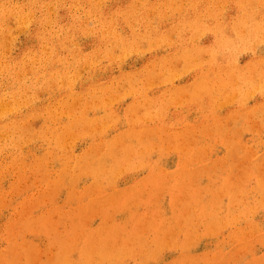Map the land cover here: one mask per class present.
I'll return each mask as SVG.
<instances>
[{
  "label": "rangeland",
  "instance_id": "obj_1",
  "mask_svg": "<svg viewBox=\"0 0 264 264\" xmlns=\"http://www.w3.org/2000/svg\"><path fill=\"white\" fill-rule=\"evenodd\" d=\"M45 1L46 2L44 4L42 3V6H40V4L37 3L40 2V0H0V98H1L0 103H4L3 101H5V104H8V102L6 101L10 99L9 102L10 101L12 102H10L9 104L12 103L13 105V106L11 105L12 106L11 107L8 104V108L10 109L12 108L11 113H8L7 116L3 117V119H0V129H1L0 136L4 137V138H0V143H1L0 146H2L3 149L2 151L0 147L1 149L0 154H2L0 155V264H107V263L108 264H113V263L114 264H264V69H262L264 68L262 67L264 66L263 65L264 64V45H263L264 28L262 31L263 33L257 36L256 39L258 40L255 41V44L249 50L244 51L241 48L238 49L235 47L236 48L234 51L235 54H233L232 56L238 55L239 58L238 56L236 58L232 57L233 58L232 62L230 61L231 59L229 60L231 65L228 64L229 66H227V68L225 67V65L223 64L221 65L224 66L226 69H235L237 68L236 66H238L236 72L235 71H224V73L222 71L220 72V70L217 68V65L219 66L220 62H217V60H215L216 62L215 64H213L214 61L211 62L208 54H206V57L203 55L202 58L203 62L201 60L195 61V63L199 62L201 64V66H199V64L197 63L198 64L197 66L202 68L205 67L204 68L205 70L206 69L211 70L209 71L210 73H212L211 74L212 76L210 75L211 78H215L214 80L217 81L218 79L217 76H218L219 77L218 80H223L222 82H224L223 84L221 83V81H218V83L220 82L222 84V85L220 84L219 86V84L214 81L211 84L212 89L210 91L208 90L210 93H208V91L206 92L204 91L206 90V88L202 90L204 91L203 93L201 92L198 93L196 90H193L192 85L196 79L202 76L200 74L204 73V71H196V72L177 71V70H182L183 68V63L180 60H176V63L171 64L169 66V69H166V71H158L160 70L159 67H155L156 69L155 71L143 72L141 71L142 69L141 60H138V58L134 54L123 56L122 58H124L125 60L123 59L124 62H119L120 65L119 63L116 64L113 63L112 65H110L107 59L103 60L105 58H101L97 56L96 58L93 57L92 58L93 60L90 59V61H92V65H95L93 67V69L95 68L94 71L91 72L89 70L86 71L84 69H81L83 70V73L81 71L79 77L78 73L80 72L79 71H77L78 73L75 72L72 65L73 64L76 65L77 64L76 61H78L79 63L82 60H84L85 58L83 57L84 53L85 56L86 54H88L87 57L93 55L91 52L92 49L91 37L98 38L101 37L99 35H102L101 33H103L101 29L98 31L96 27L97 25L99 27L100 17L96 12L93 11L90 12L84 9L79 4L78 1H75L76 3L74 1L71 3L70 0H62V1L55 0L54 2L53 0H45ZM173 1L174 4H176L177 1H179L180 3L181 2L186 3V0H181V1L173 0ZM218 1L219 0H217L216 4L218 3ZM108 2L110 3L112 2V0H106L105 4L108 5L109 4ZM241 2H243V0ZM257 2L260 1L257 0ZM263 2L264 0H261L260 4ZM52 3L53 5L54 3L56 5L53 6L51 5ZM216 4L213 3L210 4L211 8L213 10L215 9V12L219 8L216 7ZM57 6H60V8H57ZM62 6L65 7L64 10ZM224 6L226 8V5ZM48 7L49 8L52 7L50 8L52 10L50 11ZM225 8L222 9L220 12L224 14L226 11ZM86 11L87 14L84 13ZM84 14H86L88 17ZM81 17L83 18L81 19ZM20 22L21 24H19ZM58 26L61 28H59ZM69 26H71V28ZM82 27H85L86 30L84 28L82 29ZM73 28H75L76 30L74 31ZM64 29L67 30L64 31ZM80 29H82L83 31L84 30L89 31L91 29L90 31L92 32V36L91 33L89 37L83 36L81 32L82 30L80 31ZM50 30L52 33H55L57 30L54 36H57L58 39L61 38L59 39L62 43L61 48H56L55 46H53L54 45L53 41L52 40H51L52 42L50 41L51 38L50 36L51 35L53 36V34L50 32ZM53 30L55 32H53ZM69 30L72 32H69ZM119 30L120 27L118 25L115 31L120 32ZM238 30H239V34L240 32L244 34L242 31L243 29H238ZM17 32L21 34H18ZM61 32L64 33L62 34ZM96 32H98L99 35L98 33L96 34ZM36 34H39L40 38L44 39L42 40V42L44 43L36 42L37 39ZM105 35L106 37L108 36L107 33ZM76 37H80V38H76ZM71 38H73V41L75 42H72ZM172 40H175V38L174 39L172 38ZM88 41L90 42V44ZM196 41L198 42V40L195 39V42ZM203 41H207V38L203 39ZM257 41L259 45L257 44ZM63 42H64V47L66 46L65 48L63 47ZM70 42L75 44V46ZM30 43L31 44L33 43L32 44L33 46H30L31 45ZM69 44L70 45L72 44L71 48L68 47ZM255 45H257L258 47H256L255 51L253 52L252 50H254L253 47ZM73 46L76 48H74ZM81 46L82 48H80ZM234 46H236V44H234ZM42 47L44 50L42 49ZM166 47H165L166 48L165 51L163 52L166 54L167 63H168L174 59V55L172 52L169 51L170 49L167 45ZM62 48L63 50H61ZM77 48H79L80 50H78ZM152 49L153 50L158 49L157 53L159 51V47L156 48L155 45L154 48L152 45ZM30 50L32 53H30ZM49 50L52 52H49ZM64 50L65 52L67 51L68 54L67 52L66 53L63 52ZM236 50L238 51L236 52ZM239 51L241 53H239ZM73 52L75 54H73ZM117 52L120 54L119 51H116V55H119L117 54ZM42 53L43 55L41 57L40 55ZM251 53H253L254 55H251ZM38 54L40 57L38 56ZM79 54L81 57L79 56ZM69 55H72V57L70 56V58H72L71 59L72 61H69L70 60ZM74 55L75 56L77 55V57L79 56L77 60H76L77 57H75ZM155 55L157 54L155 53ZM66 57H68V59ZM145 57H148V55H146ZM218 57H220V55L217 56V58ZM32 58L34 59L33 61ZM38 58L39 61H36L35 59ZM56 58L59 59L58 60L59 62L63 61L64 64H61L60 62V65L57 67V69L61 68L59 71H51L50 67L52 66V63H54V60H56ZM81 58L83 59L81 60ZM98 58L99 60H103V61L97 62L96 59ZM94 59L96 60L97 63L95 62ZM234 59H235V63H234ZM45 60H47L46 61L47 63L44 64L43 62ZM31 61L33 64L32 68L30 66ZM66 61L69 62L67 63L68 66L67 65L65 66ZM207 61L211 63L209 64L208 62L207 64ZM33 62L37 63V65H34ZM22 64H24V67L28 64L26 66L27 68L26 67L25 68L28 69L27 70L28 72L30 71L29 74L28 72L26 74L25 68H23ZM251 65L254 66L251 67ZM5 66L7 67L5 68ZM210 66L211 67L213 66V69L210 68ZM38 67H40L41 69H39ZM111 67H113L114 69ZM166 67L168 68V65H166ZM249 68L251 70H249ZM216 70L218 71V73L216 72ZM17 71L18 72L20 71L19 74L23 73L24 76L21 74L20 75L17 74ZM38 71H40V74ZM67 71L69 76L65 77ZM74 73L75 75H73ZM146 73L149 75H147ZM46 74H48L49 76ZM56 74L59 76H57ZM242 74H244V77L243 79H240L239 77ZM17 75L19 76V78ZM33 75L34 77H36V79L33 77ZM89 75H91V77ZM164 75H166L167 78H165ZM222 75L224 76V78ZM37 76L39 77V79ZM54 76L56 78H54ZM60 76H63L64 78ZM70 76L71 77L73 76L74 78L72 77L71 79ZM12 77L16 78L17 80L16 79L14 80ZM77 77H79V79ZM159 77L160 79H158ZM20 78L21 81H19L18 83V80H20ZM51 78H54L55 80ZM76 78L77 80H75ZM131 78H134L133 80L134 82H136L134 83L133 86H131L132 85L131 83H133V80ZM58 79H61V81H64L67 85L64 82H63L64 84L63 83L59 84L60 80L56 81ZM83 79L86 80L84 81ZM111 79L114 81L113 82L109 81L110 82L109 83L108 80ZM128 79H131V82H128L130 81ZM50 80L52 81L54 80V82L51 81V83L52 84L55 83L54 84L56 85L55 88L51 83H50L51 84L50 87L49 85ZM115 80H117L116 81L117 83H115ZM14 81H16V83ZM28 81L30 84L28 83ZM34 81L37 82L36 85ZM67 81L68 82L70 81L69 86L71 87L74 86L72 87V90L71 88L70 89L68 88L69 86ZM71 81L73 85L71 84ZM167 81L169 82L166 83ZM42 82L43 84L45 82L44 86L43 84H41ZM46 82L48 83V85ZM89 82L90 84H88ZM124 82L125 83L127 82V84L125 85ZM143 82H146L147 85L146 83ZM161 82L163 83V85ZM95 84L96 85L98 84L97 87L99 89L96 87ZM144 84L146 86H144ZM217 84L219 88L218 87L216 88H218L219 90L217 89L215 91L216 89L215 86H217ZM100 85H104V86L102 87ZM110 85L112 86L111 89L109 87ZM124 85L127 87H125ZM79 86H82V88ZM122 86L124 87L122 88ZM222 86L224 88H222ZM47 87H49L48 90L51 94L48 92V90H47L48 93L43 91L44 88L46 90ZM108 87L114 93L112 91L110 92ZM15 88L19 90L17 91ZM33 88H36V91ZM80 88L83 90H81ZM50 89H52V91ZM122 89L123 90L125 89L124 90L125 93L128 90L127 93H129V95L126 93V95L128 96H125V98H124L125 94H123ZM26 90H28V93ZM96 90H98L99 92L98 91H97L98 93L95 92ZM19 91L21 92L20 95L22 96H24L23 95L24 91L26 92L25 95L27 94L26 95L27 97L30 96L29 94L31 95L33 94V96L32 97L30 96L29 98H25L26 97L25 96L24 97V99L26 100L25 102L23 101L24 100L23 97L18 96L17 94L16 96L18 99L15 97V95L9 98L10 94L12 93L14 94L16 92H18L19 94ZM91 91L93 92L90 94ZM176 91L178 92L176 93ZM120 92L123 94V98L120 95L122 98L120 99L121 101L120 100L116 101L119 97L118 98L115 97L117 99L113 100L114 98L113 95H115L116 93L121 94ZM173 92H175L176 94L175 93L172 94ZM215 92H217L220 95H218ZM87 93L91 96H89ZM112 93L113 95L110 97ZM146 93L148 96L145 95ZM178 93L179 96H177ZM235 93L236 96H234ZM95 94H97L96 96L98 97H95L94 96ZM8 95L9 97H7ZM70 95H72L71 97L74 98H71ZM85 95H87L86 98ZM171 95L173 96V98ZM189 95L190 97L195 95V97L193 96L194 99L192 97L190 98ZM4 96H5V100L4 98H2ZM75 96L79 97L77 98L79 99L78 101H76ZM196 96L197 97L200 96V98L197 99ZM212 96L214 97V99L212 98ZM217 96L218 97L220 96L221 98L219 97V99H217L218 98ZM14 97L18 100V104H20V106L24 105L23 106L24 109H22V107H18L17 100H15L16 102L14 101L17 104L16 106V104L13 102V100L15 99ZM38 98L40 99L39 101ZM69 98L72 99V102L70 101L68 104L67 101L70 100ZM92 98L93 99L96 98L98 101L96 99L94 101ZM136 98L137 100L140 98L138 100L139 103L136 102L137 101ZM27 99L30 100L29 101L30 103L27 101ZM157 99L161 101L159 102V100ZM87 100L88 103L90 102L91 105L92 104L94 105H92L91 107L89 106L90 104L89 105L88 103L86 104ZM91 100L93 103L91 102ZM146 100H148V102H146ZM105 101L107 103H105ZM140 101L141 102L143 101L142 103L146 102V104L151 102V104L146 105L144 103L142 104L143 105L142 106ZM156 101L158 102L155 104ZM197 101L199 102V106ZM22 102L26 103V105L29 103V105L26 106L25 104H22ZM59 102H65L66 105H68L67 108L62 112L59 111L60 108H57V107H61L60 104H58ZM94 102L101 103L100 104L101 106L99 105V103L97 105ZM133 102L134 103L136 102L137 105H135ZM48 103H50L48 109H42V107L43 108L47 107ZM152 103L154 104V106L155 105L157 106L154 107ZM73 105H75L76 106L75 108L78 109V112L80 114H76V115L80 116V118L82 115L81 111L82 113L83 112L85 113L86 110L87 112L88 110H90L89 112L93 114L91 115L89 112L88 114L83 113L84 114L83 117L85 116L86 118L85 119L86 124L83 123L85 122L83 121L84 120L83 117H82L83 120H81L82 118L81 119L79 118V121L81 120V122L83 123V127H82V123L78 121L79 125L76 124L75 127L78 125L80 126L79 127L80 129H78L77 126V128L75 129L76 131L73 130L74 125L71 123L74 122L72 118L76 119L77 117L76 115L71 116L67 110V109H72ZM95 105L97 106V108ZM105 105L109 106L110 108L108 107L106 108ZM126 105L128 108H126ZM130 105L132 107L134 105L136 110L134 107L132 108ZM139 105L141 106L139 107ZM148 105L149 106L152 105L147 108L150 109L153 108V110L144 111V109H146V106ZM161 105L164 108L167 107L164 110V112L162 110L163 107ZM86 106L88 109L85 108ZM93 106H95V109L93 108ZM129 106L132 108V110L131 108H129ZM159 106H161V108H159ZM213 106L214 108L212 110ZM83 107L86 109L85 111H83L84 110ZM90 107L93 109H91ZM138 107L140 108L139 110H141V108L143 107L145 108L142 109V111L140 112L138 110ZM14 108L17 109L16 111L17 113L14 112L15 111L13 110ZM35 108L37 109L36 111L32 110ZM124 109H128V110H124ZM258 109H260V111H258ZM93 111L97 113H94ZM135 111H138L137 112L138 114ZM153 111H156L157 113ZM158 111L160 113H158ZM139 113L142 115H140ZM146 113H149V115L148 114L144 115ZM163 113L164 114L166 113L167 115L166 114L164 115ZM30 114L31 116L33 114V116L35 117H31ZM61 114H63L64 117ZM154 114H156V116ZM41 115H43V118H41L42 117ZM55 115L58 116L55 117ZM113 115L115 117L117 116L116 120H114L115 117ZM125 115L127 117H125ZM235 115L237 116L235 117ZM46 116H49L50 119ZM24 117L29 119L26 120ZM112 117H114V119H112ZM45 118H47L46 120L48 122H46ZM111 119L116 121V124L114 122H111ZM231 119L234 122H230ZM27 121H28V125H27ZM93 122L94 125L92 124ZM104 122L105 125L103 124ZM6 123L10 124L9 126L11 127L8 128ZM14 123L16 125H14ZM23 123L26 124V126L24 125L26 128L28 126V128L30 129L29 131L28 129L24 130V128L23 131L22 129H20L22 128L21 126L23 125ZM46 123L47 125L43 129V125H45ZM109 123L111 124L113 123V124L111 125ZM2 124H4V126ZM67 124H69L67 126L69 127L68 128L69 130L68 129L65 130V128H63ZM89 124L92 125L93 127L90 126ZM61 125H63V127ZM84 125L86 128L84 127ZM238 125L240 128L238 127ZM52 126L54 128H52ZM60 126L62 128H60ZM94 126H96V129ZM81 127L83 128L82 129L83 134H85V131H87V128H89V130L86 132L88 134L83 135L82 133H80L82 135L78 137L76 136V132L78 130L81 131ZM98 127H100L99 130L102 129L101 133H103L104 137L101 136V133L99 135L98 132L100 131L97 129ZM90 128H94V130L90 131ZM4 129H6V131L9 129L10 131L8 130L7 132H11L10 133L11 135L7 134V132L6 133L2 132L4 131ZM42 129L43 131L47 130V132L48 130L52 129V132L50 130L49 131L50 133L47 132L42 133L43 132ZM58 129H60L61 133L63 130L65 131V132L63 131L62 133V134L65 133L64 137L63 136L61 137L62 134L59 133ZM218 129L221 130L219 131ZM70 130L71 132L74 133V134L71 133V135L73 134L76 136L75 138L71 136L73 141L72 140L68 141V138L70 136L69 137L67 136L70 135L69 133ZM55 131L57 134L59 135L61 134L60 137L63 139V141L59 138V135L56 134L57 136L55 135L53 136L54 134L53 132ZM159 131H161L162 133L161 132L159 133ZM14 132L15 133L17 132L16 135L14 134ZM22 132H24V134H22ZM93 132L95 134H93ZM189 133L191 135H189ZM78 134L79 132L77 133V135ZM168 134L170 135L168 136ZM197 134H199L201 137L198 136ZM40 136L44 140L42 138H38ZM52 136L55 139H53ZM65 136L67 137L65 139L67 144H65L64 146ZM82 136L84 138H81ZM149 136L151 140L149 139ZM27 137L29 140L27 139ZM77 137L79 139H76ZM20 138L25 141V142L22 141L24 142V144L21 145L22 150L21 147H18L22 143L19 140ZM46 138L49 139L48 142L45 141L47 140ZM227 138L229 139V141ZM13 139L16 140L14 141ZM32 139L34 141H32ZM39 140H42L43 142ZM71 141L74 143H71ZM100 141H103V143L101 142L102 145L99 144ZM70 143L72 145H70ZM105 143L107 144L111 143V144L107 145ZM194 143H196V145ZM13 144L18 146L16 147ZM103 144L106 145V148L111 149L112 147L111 150L108 149V152L106 151L107 154H105V152H101V154L102 153L105 154V156L102 154L104 157L99 154V152L102 149H103L102 151H104V149L106 150ZM57 145L59 148L58 147L56 148ZM117 146L123 147L124 149L121 148L120 150ZM185 146H188V148ZM114 147L115 150L117 151L120 150L121 152H116L114 150ZM96 148L98 150L95 152ZM91 151L95 152L94 155L91 153ZM110 151L112 152L111 154ZM113 151L115 153H113ZM87 152L89 154L91 153L92 156L94 157H90L91 155H89ZM117 153L120 155V157ZM68 154L72 155L71 158L69 157ZM82 154L84 156L86 154V156L83 157L81 156ZM87 154L89 155L92 161H90V158L87 157L88 156ZM66 155L68 156L66 157ZM95 155L101 156L104 161L102 160V162L100 163V159L102 158L101 157H99L100 159L95 158L96 157ZM110 155H112V157ZM130 155H133L131 156L132 158L130 157ZM81 157L82 159H84L82 161H85V159L87 160L86 163L81 161ZM66 158L72 159L71 161L75 159L77 160L79 158V162H77L78 160L77 161L75 160L76 162L74 161L75 164L72 162L74 164L73 166H75L76 163L79 166L73 167L72 164H70L71 161H69L68 163L72 167H68L67 164L68 159ZM95 159L97 160V162H94ZM64 160L67 161L65 162ZM87 162L90 163L87 164ZM82 163H85L83 165H84V169H86L87 171L89 170L87 168L91 167L93 169L94 172L93 174L95 176H93L92 172L90 173L89 171L87 175H89L90 173L89 175L90 177L88 176L87 178L85 177L86 178L85 180L83 176L82 179L81 175H83L86 172V170L82 172L83 171V166H81ZM95 163H97L96 169H98L99 171V172L96 171L98 172L97 173L98 176L97 174H95L96 172L94 171ZM90 164L93 165L90 166ZM85 165L86 166L89 165V166L86 167ZM92 166H94V168ZM105 166H106L107 175H105L106 173L103 174V169H105ZM65 167H67L70 171L67 170ZM80 167L81 169H79ZM70 168H72L73 170H71ZM91 168L90 170L92 171ZM76 171H77V176H76ZM78 171L81 172L78 173ZM65 172L71 173L72 178H69L70 174L69 175L67 174L69 177L68 176L66 177V175H64V177L61 176ZM99 173H102L103 175L101 176ZM78 175L81 176L79 182L77 181V179H75V176L77 178ZM96 176L99 179L100 177H102V180L98 181L99 180L98 179L97 182H95L96 181L95 178L97 179ZM61 177H63L64 179L63 178L61 179ZM67 182H69V184ZM98 182H102V184L100 183V185H102L103 187L102 188L103 192L100 186L99 187L101 190L98 189V187L96 188V186L95 187L93 186L92 188L89 187L92 186V183L94 185H99ZM164 183L167 184L166 187L164 186L165 185ZM84 188H86L85 192H87V194L88 192L91 193L93 188H96L98 192L94 190L95 194H92L93 196L92 195L90 196L89 193L88 201H86L87 194L83 193ZM88 188H90L89 191ZM237 188L239 189L235 190ZM97 193L100 194L98 195ZM68 195L69 196L71 195V197L67 198ZM90 197L92 199L91 202H89ZM109 197L111 200H114L115 203L116 202L117 203L112 204L113 201L112 202L111 200L109 201L108 200ZM70 198L71 200H68ZM69 201L71 202L73 201L74 204ZM235 202H237L238 206L236 205ZM93 204L95 205L93 206ZM122 204H123V210L118 211L120 207H122ZM255 207L256 208L258 207V209L256 210ZM56 208L57 211L59 210L58 213L61 210H63V212L65 211L64 214L61 211L63 218H61L60 216L61 213H59L60 217L58 216V214L56 213L57 211L55 210ZM253 210L254 212H252ZM227 212L230 213L229 216L226 215ZM65 213L67 216L65 215ZM231 214L232 216L234 214V216L232 217ZM236 214H238L239 216H237ZM235 215L237 217H235ZM28 219L30 220L27 221ZM34 219L36 220L38 219V221L43 220L42 222L39 221L41 226L43 225L42 227L34 225V227L35 226L39 227L38 228L39 231L38 229L37 230L34 229L36 230L34 231L33 230L34 227H32L31 230L29 229L31 228V226H33V224L38 222V221L34 222L36 221ZM25 221L29 222V224L26 223ZM223 222L225 225L223 224ZM30 223L33 224L30 225ZM44 224H46L45 228H44ZM48 228L49 229L51 228V230H49ZM216 231L217 233H215ZM150 233L152 234V237L150 236L151 235ZM172 235L174 236V238L171 237ZM129 237L131 240L129 242H131L132 244H129L128 242ZM87 240L89 242L90 240L92 241L89 244ZM126 242L128 245L126 244ZM88 244L92 246H88ZM115 244L116 247H114ZM131 245L133 246V248H131L132 247ZM128 246L130 247V249ZM123 247L126 249V251L128 249L129 252L127 251L126 253ZM137 247L138 249H136ZM109 250H112L113 252L111 251L112 252L111 253ZM118 250L121 253L124 252V255L121 254L122 256L120 257L121 258L120 261L118 258L120 252ZM118 252L119 254H117V259H118L117 260L116 258H114L116 255L113 256V254H116ZM216 256L217 258H215Z\"/></svg>",
  "mask_w": 264,
  "mask_h": 264
},
{
  "label": "bare ground",
  "instance_id": "obj_2",
  "mask_svg": "<svg viewBox=\"0 0 264 264\" xmlns=\"http://www.w3.org/2000/svg\"><path fill=\"white\" fill-rule=\"evenodd\" d=\"M55 0H53V2H54ZM60 1H62V0H60ZM75 2V1H78L79 2V4L84 8V9H86V10H88V11H93V12H96L98 15H99V17H100V19H99V27H98V25L96 26L97 27V30L99 31L100 29L103 31V33H101L102 35H99V33L98 32H96V34L98 33V35L99 36H101V37H91V47H92V49H91V52H92V54L93 55H91V56H89V57H87L88 56V54H86V56H85V53H84V55H83V57H85L84 58V60H82L83 58H81V62H79L78 63V61H76L77 62V64L76 65H72V67L74 68V70H75V72H77V71H79L80 73H78V76L80 77V75L79 74H81V71H82V73H83V70H81V69H84V70H86V71H94V69H93V67L95 66V65H92V61H90V59H92L93 57H101V58H105V59H103V60H108L109 61V64L110 65H112L113 63H119V62H124L123 61V59L124 58H122L123 56H128L129 54H134L137 58H138V60H141V64H142V69H141V71H143V72H145V71H155L156 69H155V67H159V69L160 70H158V71H166V69H169V66L171 65V64H175L176 63V60H180V61H182V63H183V68H182V70H177V71H204V73H202V74H200V75H202L201 77H199L198 79H196L194 82H193V90H196L198 93L199 92H201V93H203L204 91L206 92V91H210L212 88H211V84L215 81V82H217L218 83V81H221V83H223L224 84V82H222L223 80H218L219 79V77L217 76V81L216 80H214L215 78H211V74L212 73H210L209 71H211V70H209V69H204V68H202V67H199V66H201V64L199 63V62H196L195 63V61H202V58H203V55L206 57V54H208V56H209V59L211 60V62H213L214 61V63L213 64H215V60H217V62H220L219 64V66L217 65V68L220 70V72L222 71L223 73H224V71H237L236 69L238 68V66H236L237 68H235V69H226L227 68V66H229V65H231V63H230V61L232 62V57H237V56H232L233 54H235L234 53V51H235V49L236 48H238V49H242V50H244V51H247V50H249L254 44H255V41L256 40H258V39H256L257 38V36L259 35V34H261V33H263L262 31H263V28H264V2L263 3H261L260 4V2H261V0H259L260 2H257V0H243V2H241L240 0H219L218 1V3L216 4V2H217V0H186V3H183V2H181L182 4H184V5H182L179 1H177V3L176 4H174V1L173 0H112V2H108L109 4L108 5H106L105 3H106V0H70V2L72 3V2ZM181 1V0H180ZM46 1L44 0H40V2H37V3H39L40 4V6H42V3L44 4ZM67 2V1H66ZM220 2H221V4H220ZM51 3V2H50ZM76 3V2H75ZM74 3V4H75ZM216 4V7L218 8L217 9V13L215 12V9L213 10L212 8H211V5L210 4ZM48 4V3H47ZM50 5V4H49ZM51 5H53V3L51 4ZM50 5V6H51ZM54 5H56L55 3H54ZM53 5V6H54ZM60 5V4H59ZM220 5V6H219ZM224 5H226V8H225V6ZM52 6V7H53ZM65 6V5H64ZM52 7H50V8H52ZM63 7V6H62ZM73 7V6H72ZM80 7V6H79ZM35 8V7H34ZM44 8V7H43ZM49 8V7H48ZM49 8V9H50ZM57 8H60V6H57ZM64 8L65 7H63V10H64ZM67 8V7H66ZM215 8V7H214ZM226 9V11H225V13L223 14V13H221L220 11L222 10V9ZM46 9V8H45ZM56 9V8H55ZM52 9H50V11H51ZM68 10V9H67ZM49 11V10H48ZM60 11V10H59ZM76 11H78V10H76ZM75 11V12H76ZM79 13V12H78ZM84 13H86L87 14V11L86 12H84ZM49 14V13H48ZM55 14V13H54ZM63 14V13H62ZM86 14H84V15H86ZM73 15V14H72ZM53 16V15H52ZM63 16V15H62ZM83 16V15H82ZM87 16V15H86ZM38 17V16H37ZM54 17V16H53ZM88 17V16H87ZM31 18V17H30ZM83 17H81V19H82ZM22 19V18H21ZM26 19V18H25ZM52 19V18H51ZM70 19V18H69ZM81 19H80V21H81ZM85 20V19H84ZM102 20V21H101ZM51 21V20H50ZM58 21V20H57ZM69 21V20H68ZM71 21V20H70ZM73 21H75V20H73ZM78 21V20H77ZM27 22V21H26ZM33 22V21H32ZM54 22V21H53ZM16 23V22H15ZM62 23H63V20H62ZM61 23V24H62ZM74 23V22H73ZM79 23V22H78ZM19 24H21V22L19 23ZM39 24H41V23H39ZM47 25H48V23H47ZM46 25V26H47ZM65 25H67V24H65ZM78 25V24H77ZM82 25V24H81ZM89 25V24H88ZM119 25V27H120V32H117V31H115L116 30V27ZM240 25V26H239ZM23 26H24V23H23ZM38 26H40V25H38ZM44 26V25H43ZM63 26V25H62ZM153 26V27H152ZM238 26H239V28H238ZM59 27V26H58ZM70 28H71V26H69ZM76 27V26H75ZM80 27V26H79ZM22 28V27H21ZM40 28V27H39ZM59 28H61V27H59ZM85 29L86 30V28L85 27H82V29ZM10 29V28H9ZM25 29V28H24ZM44 29V28H43ZM47 29V28H46ZM57 29V28H56ZM74 29V31L76 30L75 28H73ZM82 29H80V31L82 30ZM238 29H243L242 31H243V33L244 34H242V32H240V34H239V30ZM55 30V29H54ZM53 30V32H55ZM63 30V29H62ZM65 30H67V29H64V31ZM81 31L82 32V34H83V36H85V37H89L90 36V33H91V36H92V32L89 30H87V31ZM96 30V31H97ZM37 31V30H36ZM46 31V30H45ZM22 32V31H21ZM35 32V31H34ZM38 32H39V29H38ZM50 32H51V30H50ZM50 32H48V33H50ZM56 32H57V30H56ZM55 32V33H56ZM69 32H72V31H70L69 30ZM68 32V33H69ZM105 32V33H104ZM18 33V32H17ZM52 33V32H51ZM55 33H52L53 34V36L51 35L50 37V41L52 40L53 41V46H55L56 48H61V46H62V43H61V41L59 40V39H61V38H59L58 39V37L57 36H54V34ZM62 33V32H61ZM64 33V32H63ZM62 33V34H63ZM67 33V32H66ZM108 34V36L106 37V35L105 34ZM18 34H21V33H18ZM35 34V33H34ZM60 34V33H59ZM72 34V33H71ZM94 34V33H93ZM45 35V34H44ZM78 35V34H77ZM111 35V36H110ZM32 36V35H31ZM67 36V35H66ZM82 36V37H83ZM261 36H263V35H261ZM43 37V36H42ZM46 37V36H45ZM44 37V38H45ZM61 37V36H60ZM72 37V36H71ZM81 37V36H80ZM80 37H76V38H80ZM84 37V38H85ZM36 42H42V40H44V39H41L40 38V36H39V34H36ZM49 38V37H48ZM75 38V39H76ZM172 38L174 39L175 38V40H172ZM207 38V41H203V39H206ZM259 38V37H258ZM261 38H263V37H261ZM195 39L196 40H198V42L196 41L195 42ZM5 40V39H4ZM34 40V39H33ZM71 40H72V42H75V41H73V38H71ZM71 40H69V41H71ZM84 40V39H83ZM263 40V39H262ZM6 41V40H5ZM12 41V40H11ZM27 41V40H26ZM30 41V40H29ZM48 41V40H47ZM46 41V42H47ZM49 41V42H50ZM51 41V42H52ZM67 41V40H66ZM90 41V40H89ZM88 41V42H89ZM169 41V42H168ZM203 41V42H202ZM65 42V41H64ZM64 42H63V47H64ZM72 42H70V43H72ZM10 43V42H9ZM42 43H44V42H42ZM85 43V42H84ZM263 43V42H262ZM31 44V43H30ZM33 44V43H32ZM30 45V46H33V45ZM41 44V43H40ZM52 44V43H51ZM68 44V43H67ZM73 44V43H72ZM72 44L70 45L69 44V46L68 47H70L71 48V46H72ZM89 44H90V42H89ZM234 44H236V46H234ZM257 44H258V41H257ZM261 44V43H260ZM49 45V44H48ZM66 45V44H65ZM74 46H75V44H73ZM152 45H153V48H154V45L156 46V48H158L159 47V51H158V53H157V50L158 49H155V50H153L152 49ZM166 45L169 47V51L170 52H172L173 53V55H174V59L172 60V61H170V62H168L167 63V57H166V54L163 52V51H165V49L167 48L166 47ZM233 45V46H232ZM259 45V44H258ZM264 45V44H263ZM40 46V45H39ZM47 46V45H46ZM73 46V47H74ZM78 46V45H77ZM50 47V46H49ZM66 47V46H65ZM64 47V48H65ZM67 47V48H68ZM73 47H72V49H73ZM166 47V48H165ZM236 47V48H235ZM256 47H258L257 45H255L253 48H254V50H252L253 52L255 51V48ZM27 48V47H26ZM40 48V47H39ZM74 48H76V47H74ZM80 48H82V46L80 47ZM29 49V48H28ZM34 49V48H33ZM42 49H43V47H42ZM54 49V48H53ZM78 50H80L79 48H77ZM87 49V48H86ZM85 49V50H86ZM32 50V49H31ZM31 50H30V53H32L31 52ZM44 50V49H43ZM61 50H63V48L61 49ZM75 50V49H74ZM4 51V50H3ZM7 51V50H6ZM47 51H48V48H47ZM57 51V50H56ZM116 51H119L120 52V54L117 52V54H119V55H116ZM238 50H236V52H237ZM49 52H52V51H50L49 50ZM49 52H48V54H49ZM63 52H65V50L63 51ZM67 52V51H66ZM65 52V53H66ZM71 52H72V50H71ZM70 52V53H71ZM74 52H76V51H74ZM73 52V54H75ZM80 52V51H79ZM82 52H84V51H82ZM250 52V51H249ZM27 53V52H26ZM39 53H40V51H39ZM45 53V52H44ZM57 53V52H56ZM69 53V54H70ZM155 53L157 54V55H155ZM239 53H241L240 51H239ZM243 53V52H242ZM245 53V52H244ZM9 54V53H8ZM28 54V53H27ZM46 54V53H45ZM53 54V53H52ZM64 54V53H63ZM67 54H68V52H67ZM78 54V53H77ZM2 55V54H1ZM42 55H43V53L40 55L41 57H42ZM55 55V54H54ZM90 55V54H89ZM146 55H148V57H145ZM154 55H155V57H154ZM170 55V54H169ZM220 55V57H218L217 58V56H219ZM240 55V54H239ZM247 55V54H246ZM251 55H254L253 53H251ZM250 55V56H251ZM32 56H33V54H32ZM38 56H39V54H38ZM39 56V57H40ZM57 56V55H56ZM55 56V57H56ZM63 56V55H62ZM70 56L72 57V55H69V61H72L71 59L72 58H70ZM75 56V55H74ZM79 56H80V54H79ZM78 56V57H79ZM132 56V55H131ZM241 56V55H240ZM49 57H50V55H49ZM54 57V56H53ZM75 57H77V55L75 56ZM78 57L76 58V60L78 59ZM81 57V56H80ZM31 58V57H30ZM34 58H36V57H34ZM48 58V57H47ZM60 58H62V57H60ZM67 59H68V57H66ZM126 58V57H125ZM238 58H239V56H238ZM249 58V57H248ZM261 58V57H260ZM44 59H45V56H44ZM127 59V58H126ZM231 59V60H230ZM26 60V59H25ZM34 59L32 58V61H33ZM36 61H39V58L38 59H35ZM48 60V59H47ZM47 60H45L43 63L45 64V63H47L46 61ZM51 60V59H50ZM59 59H57L56 58V60H54V63H52V66L50 67L51 68V71H59L60 69H57V67L60 65V62H61V64H64V62L63 61H58ZM61 60V59H60ZM66 60V59H65ZM93 60V59H92ZM95 60V59H94ZM97 60V62L98 61H103V60H99V58L98 59H96ZM96 60H95V62H96ZM125 60V59H124ZM206 60V59H205ZM208 60V59H207ZM230 60V61H229ZM32 61H31V63H30V66H31V68L33 67V64H32ZM40 61H42V60H40ZM52 61V60H51ZM108 61H106V62H108ZM240 61V60H239ZM247 61V60H246ZM256 61V60H255ZM27 62V61H26ZM96 62V63H97ZM112 62V63H111ZM203 62V61H202ZM208 62L209 61H207V64H208ZM211 62H209V64L211 63ZM260 62V61H259ZM29 63V62H28ZM34 63V62H33ZM67 63H69V62H67L66 61V64H65V66L67 65L68 66V64ZM195 63V64H194ZM199 64V66H197L198 64ZM234 63H235V59H234ZM233 63V64H234ZM247 63V62H246ZM252 63V62H251ZM250 63V64H251ZM14 64V63H13ZM103 64V63H102ZM106 64V63H105ZM104 64V65H105ZM218 64V63H217ZM225 65V67L224 66H221V65ZM229 64V65H228ZM248 64V63H247ZM246 64V65H247ZM259 64V63H258ZM23 65V68H25L24 67V64H22ZM34 65H37V63H34ZM119 65H120V63H119ZM122 65V64H121ZM166 65H168V68L166 67ZM203 65V64H202ZM205 65V64H204ZM264 65V64H263ZM45 66V65H44ZM98 66V65H97ZM114 66V65H113ZM138 66V65H137ZM178 66V65H177ZM254 66V65H253ZM252 65H251V67H253ZM7 66H5V68H6ZM43 67V66H42ZM47 67V66H46ZM46 67H45V69H46ZM61 67V66H60ZM64 67V66H63ZM107 67V66H106ZM179 67V66H178ZM233 67V66H232ZM250 67V68H251ZM262 67H264V66H262ZM22 68V67H21ZM27 68V67H26ZM25 68V71H26V74H27V70L28 69H26ZM30 68V67H29ZM39 69H41L40 67H38ZM49 68V69H50ZM70 68V67H69ZM111 68H113V67H111ZM210 68H212L213 69V66L211 67L210 66ZM249 68V70H251ZM20 69V68H19ZM38 69V70H39ZM68 69V68H67ZM109 69V68H108ZM114 69V68H113ZM214 69H216V68H214ZM217 69V70H218ZM244 69V68H243ZM262 69H264V68H262ZM4 70V69H3ZM37 70V69H36ZM71 70V69H70ZM112 70V69H111ZM118 70V69H117ZM130 70H132V69H130ZM216 70V72L218 73V71ZM248 70V69H247ZM246 70V71H247ZM21 71V70H20ZM19 71V72H20ZM33 71V70H32ZM42 71V70H41ZM45 71V70H44ZM85 71V72H86ZM97 71H99V70H97ZM107 71V70H106ZM121 71V70H120ZM169 71H172V70H169ZM174 71V70H173ZM206 71V72H205ZM240 71V70H239ZM245 71V70H244ZM253 71V70H252ZM255 71V70H254ZM11 72V71H10ZM19 72L17 71V74H19ZM24 72V71H23ZM30 72V71H29ZM29 72H28V74H29ZM39 72V74H40V71H38ZM84 72V73H85ZM194 72V73H195ZM215 72V73H216ZM263 72V71H262ZM51 73V72H50ZM63 73H65V72H63ZM87 73V72H86ZM89 73V72H88ZM131 73H132V71H131ZM137 73V72H136ZM135 73V74H136ZM222 73V74H223ZM244 73V72H243ZM15 74V73H14ZM21 75H23V73H20ZM19 74V75H20ZM33 74V73H32ZM57 74H59V73H57ZM56 74V75H57ZM61 74V73H60ZM90 74V73H89ZM104 74V73H103ZM147 74V73H146ZM196 74H199V73H196ZM46 75H48V74H46ZM53 75H54V73H53ZM52 75V76H53ZM73 75H75V73L73 74ZM97 75V74H96ZM115 75V74H114ZM147 75H149V74H147ZM146 75V76H147ZM175 75V74H174ZM195 75V74H194ZM211 75V76H210ZM218 75V74H217ZM18 76V75H17ZM24 76V75H23ZM36 76V75H35ZM40 76V75H39ZM45 76V75H44ZM49 76V75H48ZM57 76H59V75H57ZM64 76V75H63ZM63 76H60V77H63ZM67 76H69L68 75V71H67V74H66V76L65 77H67ZM90 77H91V75H89ZM120 76V75H119ZM128 76V75H127ZM165 76V78H167V76H168V74H167V76L166 75H164ZM220 76V75H219ZM223 76V75H222ZM224 76H225V74H224ZM224 76H223V78H224ZM10 77V76H9ZM14 77H15V75H14ZM22 77V76H21ZM33 77H34V75H33ZM38 77V76H37ZM73 77V76H72ZM72 77L70 76V78L72 79ZM79 77H77L78 79H79ZM81 77H82V75H81ZM86 77V76H85ZM104 77V76H103ZM123 77V76H122ZM175 77V76H174ZM210 77V78H209ZM243 77H244V74H242L239 78L240 79H243ZM253 77V76H252ZM13 78V77H12ZM18 78H19V76H18ZM35 79H36V77H34ZM43 78V77H42ZM41 78V79H42ZM54 78H56L55 76H54ZM54 78H51V79H54ZM57 78H59V77H57ZM64 78V77H63ZM62 78V79H63ZM70 78H69V80H70ZM74 78V77H73ZM77 78L75 79V80H77ZM93 78H95V77H93ZM100 78V77H99ZM113 78V77H112ZM121 78V77H120ZM126 78V77H125ZM194 78V77H193ZM221 78V77H220ZM14 80L16 79V78H13ZM28 79H29V77H28ZM38 79H39V77H38ZM50 79V78H49ZM48 79V80H49ZM66 79V78H65ZM64 79V80H65ZM88 79V78H87ZM97 79V78H96ZM104 79V78H103ZM132 80L134 79V78H131ZM131 79H128V80H130V81H128V82H131ZM158 79H160V77L158 78ZM189 79V78H188ZM191 79H192V77H191ZM195 79V78H194ZM17 80V79H16ZM55 80V79H54ZM54 80L52 81V80H50L49 81V85H50V87H51V81L52 82H54ZM60 80V82H59V84L60 83H63L64 81H61V79H58V80H56V81H59ZM67 80V79H66ZM84 80V79H83ZM86 80V79H85ZM84 80V81H85ZM105 80V79H104ZM126 80V79H125ZM136 80V79H135ZM19 81H21V78H20V80H18V83H19ZM25 81V80H24ZM23 81V82H24ZM73 81V80H72ZM72 81H71V84L73 85V83H72ZM95 81V80H94ZM101 81V80H100ZM109 81H114V80H108V82ZM117 80H115V83H117L116 82ZM120 81V80H119ZM123 81H124V79H123ZM165 81V80H164ZM244 81H245V79H244ZM15 83H16V81H14ZM27 82V81H26ZM35 82V81H34ZM48 82V81H47ZM46 82V83H47ZM70 82V81H69ZM69 82L67 81V83H68V86L70 85L69 84ZM112 82H111V84H112ZM169 81H167L166 83H168ZM172 82V81H171ZM191 82V81H190ZM207 82V83H206ZM260 82V81H259ZM28 83H29V81H28ZM36 83L37 82H35V85H36ZM51 83V84H50ZM65 83V82H64ZM63 83V84H64ZM103 83H106V82H103ZM110 83V82H109ZM125 83V82H124ZM123 83V84H124ZM134 83H136V82H134V80H133V83H131L130 85L131 86H133L134 85ZM143 83H146V82H143ZM142 83V84H143ZM162 83V82H161ZM220 82L218 83L219 84V86H220V84H221ZM30 84V83H29ZM41 84H43V82L41 83ZM44 84H45V82H44ZM44 84H43V86H44ZM55 84V83H54ZM54 84H52L53 86H54V88L56 87V85H54ZM66 84V83H65ZM75 84V83H74ZM85 84V83H84ZM88 84H90V82L88 83ZM127 84V82L125 83V85ZM157 84V83H156ZM159 84V83H158ZM188 84V83H187ZM215 84V83H214ZM218 84H217V86H215V88L216 87H218L219 88V86H218ZM16 85V84H15ZM24 85V84H23ZM47 85H48V83H47ZM67 85V84H66ZM80 85V84H79ZM96 85V84H95ZM98 85V84H97ZM97 85H96V87H97ZM124 85V86H125ZM129 85V86H130ZM136 85V84H135ZM146 85H147V83H146ZM145 84H144V86H146ZM162 85H163V83H162ZM222 85V84H221ZM63 86V85H62ZM89 86V85H88ZM100 86H104V85H100ZM112 86H113V84H112ZM111 85L109 86L110 87V89H111V87H112ZM124 86H122V88L124 87ZM262 86V85H261ZM260 86V87H261ZM16 87V86H15ZM72 87H74V86H72ZM72 87L71 86H69L68 88L70 89L71 88V90H72ZM79 87H81L82 88V86H79ZM85 87H86V85H85ZM109 87H108V89H109ZM125 87H127V86H125ZM150 87V86H149ZM191 87V86H190ZM189 87V88H190ZM212 87H213V85H212ZM259 87V86H258ZM23 88V87H22ZM53 88V89H54ZM80 88V89H81ZM89 88V87H88ZM98 88V87H97ZM101 88V87H100ZM106 88H107V86H106ZM114 88V87H113ZM147 88V87H146ZM204 88H206V90H204V91H202ZM218 88H216L215 89V91L218 89ZM222 88H224L223 86H222ZM16 90H17V88H15ZM35 91H36V88H33ZM49 89V87H47V89L45 90V88H44V92H47V90ZM99 89V88H98ZM109 89V90H110ZM170 89H171V87H170ZM15 90V91H16ZM19 90V89H18ZM17 90V91H18ZM20 90H21V88H20ZM29 90V89H28ZM28 90H26L27 91V93H28ZM42 90V89H41ZM40 90V91H41ZM51 91H52V89H50ZM81 90H83V89H81ZM93 90V89H92ZM102 90H103V88H102ZM123 90V89H122ZM125 90V89H124ZM124 90L122 91L123 92V94H125L124 95V98H125V96H128L129 95V93H127V91H126V93L128 94V95H126V93L124 92ZM219 90V89H218ZM260 90H261V88H260ZM14 91V92H15ZM35 91H33V92H35ZM55 91V90H54ZM94 91V90H93ZM93 91H91L90 92V94L93 92ZM98 90H96L95 92H97ZM107 91V90H106ZM112 90H110V92H111ZM120 91V90H119ZM208 91V93H210ZM214 91V90H213ZM259 91V90H258ZM42 92V91H41ZM48 92H49V90H48ZM47 92V93H48ZM99 92V91H98ZM97 92V93H98ZM103 92H105V91H103ZM113 92V91H112ZM116 92V91H115ZM130 92V91H129ZM136 92V91H135ZM169 92H170V90H169ZM178 91H176V93H177ZM185 92V91H184ZM193 92H195V91H193ZM196 92V93H197ZM249 92V91H248ZM247 92V93H248ZM25 91H24V94H23V92H22V94L24 95V96H22V95H20L21 94V92L19 91V94H18V92H16V93H12V94H10V97H9V95L7 96V97H9V98H11V96L13 97V95H15V97L17 98V96H16V94L18 95V96H22L23 97V99H24V97L27 95H25ZM30 93V92H29ZM40 93V92H39ZM50 93V92H49ZM73 93H75V92H73ZM80 93V92H79ZM86 93V92H85ZM108 93V92H107ZM114 93V92H113ZM113 93L110 95V97L113 95ZM118 93V92H117ZM115 94V95H113L114 96V98H113V100H115V99H117L118 97V99L116 100V101H118V100H120V99H122L123 98V94L121 93V94ZM131 93H132V91H131ZM175 92H173L172 94H174ZM175 93V94H176ZM215 93H217V92H215ZM219 93H220V91H219ZM238 93V92H237ZM251 93V92H250ZM51 94V93H50ZM88 94V93H87ZM94 94V93H93ZM110 94V93H109ZM135 94V93H134ZM143 94V93H142ZM181 94V93H180ZM207 94V93H206ZM218 94V93H217ZM262 94V93H261ZM31 97L33 96V94L31 95V94H29ZM79 95V94H78ZM89 95V94H88ZM97 94H95L94 96L95 97H98V96H96ZM117 95V96H116ZM122 96V98H121V96ZM146 96H148L147 95V93L145 94ZM201 95V94H200ZM210 95H212V94H210ZM218 95H220V94H218ZM29 96V97H30ZM35 96V95H34ZM38 96V95H37ZM72 95H70V97H71ZM86 96L87 95H85V98H86ZM89 96H91V95H89ZM141 96V95H140ZM172 96V95H171ZM171 96H170V98H171ZM177 96H179V93H178V95ZM194 97H195V95H193ZM193 96H191L192 98H193ZM214 96V95H213ZM212 96V98L214 99V97ZM216 96V95H215ZM234 96H236V93H235V95ZM246 96V95H245ZM14 97V98H15ZM21 97V98H22ZM29 97H25V98H29ZM115 97H117V98H115ZM143 97V96H142ZM156 97V96H155ZM186 97V96H185ZM189 97H190V95H189ZM188 97V98H189ZM190 97V98H191ZM197 97V96H196ZM218 97V96H217ZM220 97V96H219ZM219 97L217 98V99H219ZM260 97V96H259ZM2 98H4V100H5V96L4 97H2ZM14 99L13 100V98H12V100H13V102L15 101V100H17V99ZM20 98V97H19ZM34 98V97H33ZM64 98V97H63ZM68 98V97H67ZM71 98H74V97H71ZM71 98H69L70 100L69 101H67V103L69 104V102L71 101L72 102V99ZM75 98H76V101H78L79 99H77V98H79V97H76L75 96ZM170 98H169V100H170ZM172 98H173V96H172ZM175 98V97H174ZM183 98V97H182ZM187 98V97H186ZM198 98H200V96L199 97H197V99ZM221 98V97H220ZM1 99V98H0ZM90 99V98H89ZM88 99V100H89ZM93 99V98H92ZM96 99V98H95ZM95 99H93L94 101H95ZM99 99V98H98ZM140 99V98H139ZM138 99V100H139ZM160 99V98H159ZM159 99H157V100H159ZM178 99V98H177ZM177 99H176V101H177ZM194 99V98H193ZM196 99V100H197ZM216 99V98H215ZM10 100V99H9ZM9 100H7L6 102H8V104L10 103V102H12V101H10L9 102ZM22 100V99H21ZM21 100H19V101H21ZM30 100H31V98H30ZM30 100H28L27 99V101L29 102ZM40 99L38 98V101H39ZM88 100L86 101V104L88 103ZM97 100V99H96ZM103 100V99H102ZM136 100H137V98H136ZM136 101V102H138L139 103V101ZM164 100V99H163ZM1 101V100H0ZM24 102L26 101L25 99L23 100ZM34 101V100H33ZM90 101V100H89ZM98 101V100H97ZM121 101V100H120ZM145 101V100H144ZM151 101V100H150ZM161 100H159V102H160ZM166 101V100H165ZM172 101V100H171ZM194 101V100H193ZM199 101V100H198ZM197 101V102H198ZM4 103H0V119H3V117H5V116H7V114L8 113H11V109L10 108H8V104H5V101H3ZM16 102V101H15ZM14 102V103H15ZM24 102H22V104H25L26 105V103H24ZM91 102H92V100H91ZM134 103L135 105H137V103ZM143 102V101H142ZM141 101H140V103H141V105L142 104H146V102H148V100H146V102H144V103H142ZM158 101H156L155 102V104L157 103ZM196 102V103H197ZM19 103H21V102H19ZM30 103V102H29ZM29 103L27 104V105H29ZM79 103H81V102H79ZM93 103V102H92ZM94 103H96V102H94ZM98 103L99 102H97L96 104L98 105ZM103 103V102H102ZM105 103H107L106 101H105ZM118 103V102H117ZM172 103V102H171ZM171 103H169V104H171ZM173 103H175V102H173ZM201 103V102H200ZM203 103V102H202ZM232 103V102H231ZM16 104V103H15ZM17 104H18V100H17ZM17 104H16V106H17ZM33 104V103H32ZM58 104H60V106L61 107H57V108H60V110L59 111H63V110H65L66 108H67V106L68 105H66V103L65 102H59ZM90 104V102L88 103V105ZM101 103H99V105H100ZM147 104H151V102L150 103H147ZM146 104V105H147ZM153 104V103H152ZM160 104H162V103H160ZM165 104H167V103H165ZM10 106L12 105V103L11 104H9ZM26 105V106H27ZM92 105H94V104H92ZM92 105L90 104L89 106H91L92 107ZM116 105V104H115ZM122 105V104H121ZM141 105H139V107L141 106ZM164 105V104H163ZM173 105V104H172ZM196 105V104H195ZM212 105V104H211ZM239 105V104H238ZM9 106V107H10ZM13 106V105H12ZM11 106V107H12ZM24 106V105H23ZM23 106H20V104H18V107H22V109H24L23 108ZM26 106H25V108H26ZM50 106V103H48V105H47V107H42V109H48V107ZM74 106V107H73ZM72 106V109H67L68 110V112L70 113V115L72 116V115H76V114H80L79 112H78V109H76L75 107V105H73ZM79 106H80V104H79ZM84 106V105H83ZM96 106V105H95ZM95 106H93V108L95 109ZM101 106V105H100ZM104 106V105H103ZM106 106V108L108 107V108H110L109 106H107V105H105ZM117 106V105H116ZM131 106V105H130ZM129 106V108H131ZM143 106V105H142ZM145 106V105H144ZM150 106H152V105H150ZM149 105L148 106H146V109H144L145 107H143V108H141V110H139L140 108L138 107V110L141 112L142 111V109H144V111L146 110H153V108H147V107H150ZM153 106H154V104H153ZM155 106H157V105H155ZM154 106V107H155ZM162 106V105H161ZM161 106H159V108H161ZM165 106H167V105H165ZM169 106H171V105H169ZM198 106H199V102H198ZM209 106V105H208ZM227 106V105H226ZM14 107H15V105H14ZM78 107V106H77ZM90 107V108H91ZM119 107V106H118ZM133 107L135 108V106L133 105ZM132 107V108H133ZM137 107V106H136ZM163 107V106H162ZM174 107V106H173ZM211 107V106H210ZM223 107V106H222ZM17 108V107H16ZM16 108H14L13 110H15L14 112H16L17 111V109ZM71 108V107H70ZM84 108V107H83ZM85 108H87V106L85 107ZM84 108V110L83 111H85L86 109ZM89 108V109H90ZM93 108H91V109H93ZM96 108H97V106H96ZM101 108V107H100ZM125 108V107H124ZM126 108H128L127 107V105H126ZM132 108H131V110H132ZM164 108V107H163ZM162 108V110H163V112H164V110L167 108H164L163 109ZM177 108V107H176ZM213 108H214V106L212 107V110H213ZM19 109V108H18ZM21 109V108H20ZM88 109V108H87ZM118 109V108H117ZM211 109V108H210ZM254 109H256V108H254ZM32 110H34V111H36L37 109L35 108V109H32ZM99 110V109H98ZM106 110H108V109H106ZM105 110V111H106ZM111 110V109H110ZM109 110V111H110ZM124 110H128V109H124ZM134 110V109H133ZM135 110H136V108H135ZM160 110V109H159ZM217 110V109H216ZM21 111V110H20ZM90 110H88V112H89ZM92 111V110H91ZM121 111V110H120ZM157 111V110H156ZM156 111H153V112H156ZM168 111V110H167ZM201 111V110H200ZM257 111V110H256ZM258 111H260V109H258ZM88 112H87V110L85 111V113H87L88 114ZM94 112V111H93ZM102 112V111H101ZM113 112V111H112ZM112 112H111V114H112ZM119 112V111H118ZM125 112V111H124ZM128 112V111H127ZM126 112V113H127ZM136 113L138 112V111H135ZM152 112V111H151ZM210 112V111H209ZM262 112V111H261ZM17 113V112H16ZM63 113H65V112H63ZM84 113V112H83ZM82 113V111H81V118L83 117V115L85 114H83ZM90 113V112H89ZM94 113H97V112H94ZM107 113V112H106ZM126 113H124V114H126ZM144 113V112H143ZM157 113V112H156ZM158 113H160L159 111H158ZM162 113V112H161ZM175 113V112H174ZM255 113V112H254ZM54 114V113H53ZM56 114V113H55ZM91 115H93L92 113H90ZM100 114V113H99ZM116 114V113H115ZM138 114V113H137ZM140 114V113H139ZM149 115V113H146V114H144V115ZM164 114V113H163ZM163 114H162V117H163ZM166 114V113H165ZM164 114V115H165ZM216 114V113H215ZM34 115H35V113H34ZM48 115H49V113H48ZM58 115H59V112H58ZM57 115V116H58ZM61 115H63V114H61ZM60 115V116H61ZM140 115H142V114H140ZM144 115H143V117H144ZM155 116H156V114H154ZM160 115V114H159ZM167 115V114H166ZM179 115V114H178ZM30 116H31V114H30ZM42 117L41 118H43V115H41ZM50 116H51V114H50ZM56 115H55V117H57ZM114 116V115H113ZM157 116H158V114H157ZM237 115H235V117H236ZM247 116V115H246ZM245 116V117H246ZM26 117V116H25ZM24 117V118H25ZM29 117V116H28ZM31 117H35V116H33V114H32V116ZM46 117H48L49 118V116H46ZM53 117H54V115H53ZM52 117V118H53ZM63 117H64V115H63ZM77 117V118H76ZM76 117H74V118H76V119H73L72 117V120H74V122L73 123H71V124H73L74 125V128H73V130L74 131H76L75 129L77 128V126L79 125L78 124V121H79V118H80V116H77L76 115ZM115 117V116H114ZM114 117H112V119H114ZM125 117H127L126 115H125ZM149 117H151V116H149ZM160 117V116H159ZM164 117H166V116H164ZM216 117V116H215ZM234 117V118H235ZM250 117V116H249ZM248 117V118H249ZM61 118V117H60ZM69 118V117H68ZM80 118V119H81ZM83 118H84V120H83ZM81 120H83V121H85V116L83 117ZM96 118V117H95ZM99 118V117H98ZM116 118H117V116L115 117V119L114 120H116ZM121 118V117H120ZM141 118V117H140ZM155 118H157V117H155ZM26 120L27 119H29V118H25ZM47 118H45V120H46ZM50 119V118H49ZM111 119V122H114L115 124H116V121H114V120H112ZM124 119V118H123ZM186 119V118H185ZM232 119H233V117H232ZM232 119H231V121L230 122H234V121H232ZM236 119V118H235ZM234 119V120H235ZM24 120V119H23ZM44 120V121H45ZM72 120H70V121H72ZM81 120L79 121V122H81ZM92 120V119H91ZM98 120V119H97ZM101 120H102V118H101ZM157 120V119H156ZM160 120V119H159ZM158 120V121H159ZM161 120H162V118H161ZM204 120V119H203ZM216 120V119H215ZM10 121V120H9ZM25 121V120H24ZM60 121V120H59ZM66 121V120H65ZM75 121H77V122H75ZM87 121H89V120H87ZM94 121V120H93ZM107 121V120H106ZM118 121V120H117ZM122 121V120H121ZM131 121V120H130ZM141 121V120H140ZM147 121V120H146ZM46 122H48L47 120H46ZM96 122V121H95ZM102 122V121H101ZM192 122V121H191ZM230 122H228V123H230ZM238 122V121H237ZM236 122V123H237ZM9 123H11V122H9ZM66 123V122H65ZM65 123H64V125H65ZM82 123V122H81ZM83 123H85L86 124V121L85 122H83ZM83 123H82V127H83ZM131 123V122H130ZM146 123V122H145ZM7 124V123H6ZM5 124V125H6ZM19 124V123H18ZM22 124V123H21ZM54 124V123H53ZM56 124H57V122H56ZM76 124H78L76 127H75V125ZM93 125H94V122L92 123ZM104 125H105V122L103 123ZM109 124H111V123H109ZM108 124V125H109ZM113 124V123H112ZM111 124V125H112ZM160 124V123H159ZM232 124V123H231ZM235 124V123H234ZM233 124V125H234ZM240 124V123H239ZM3 126H4V124H2ZM10 124H7V127L9 128V127H11V126H9ZM13 125V124H12ZM14 125H16L15 123H14ZM13 125V126H14ZM26 126V124H24L23 123V125L21 126L22 128H20V129H22V131H23V128H24V130L25 129H28V131L30 130L29 128H28V126H27V128L25 127ZM27 125H28V121H27ZM47 125V123L45 124V125H43V129H44V127ZM51 125V124H50ZM69 124H67L66 126H64L63 127V125H61L63 128H65V130L66 129H68L69 127H67ZM73 125H72V127H73ZM90 125V124H89ZM206 125V124H205ZM259 125V124H258ZM60 126V128H62ZM87 126V125H86ZM90 126H92V125H90ZM120 126V125H119ZM201 126V125H200ZM261 126V125H260ZM51 127V126H50ZM56 127V126H55ZM67 127V128H66ZM70 127H71V125H70ZM80 126H78V129H80L79 128ZM81 127V131H82V128ZM84 127H85V125H84ZM93 127V126H92ZM95 127V129H96V126H94ZM112 127V126H111ZM154 127V126H153ZM238 127H239V125H238ZM249 127V126H248ZM46 128H48V127H46ZM45 128V129H46ZM52 128H54L53 126H52ZM58 128V127H57ZM86 128V127H85ZM84 128V129H85ZM99 128L100 127H98L97 129L99 130ZM104 128V127H103ZM133 128V127H132ZM161 128V127H160ZM240 128V127H239ZM243 128V127H242ZM7 129V128H6ZM6 129H4V131H2V132H7L6 131ZM19 129V130H20ZM43 129H42V131H43ZM77 129V130H78ZM111 129V128H110ZM147 129V128H146ZM191 129V128H190ZM201 129V128H200ZM250 129V128H249ZM41 130V129H40ZM51 130V132H52V129H50ZM50 130H48V132H47V130L46 131H43L42 133H44V132H47V133H50L49 131ZM56 130V129H55ZM59 130V133H61V131H60V129H58ZM69 130V129H68ZM72 130V129H71ZM71 130L69 131V133H70V135H68L67 137H71V136H73V138H75L76 136H81L82 134H83V131L81 132V131H77L76 132V136L75 135H73L74 133V131L73 132H71ZM89 130V128H87V131ZM91 130H94V128H90V131ZM102 130V129H101ZM101 130H99L100 132H98L99 133V135H100V133L102 132ZM130 130V129H129ZM141 130H142V128H141ZM207 130V129H206ZM210 130V129H209ZM212 130H215V129H212ZM219 130V129H218ZM221 130V129H220ZM219 130V131H220ZM0 131H1V129H0ZM10 131V130H9ZM28 131H26V132H28ZM54 131V130H53ZM57 131V130H56ZM56 131L55 132H53L54 134H53V136L55 135V136H57V135H59V134H57L56 133ZM64 131V130H63ZM63 131H62V133H63ZM85 131V130H84ZM87 131H85V134H83V135H87L88 133H86ZM127 131H128V129H127ZM156 131V130H155ZM162 131V130H161ZM161 131H159V133L161 132ZM176 131V130H175ZM174 131V132H175ZM188 131V130H187ZM243 131V130H242ZM251 131V130H250ZM261 131V130H260ZM35 132V131H34ZM65 132V131H64ZM68 132V131H67ZM79 132V134L77 135V133ZM157 132V131H156ZM163 132V131H162ZM161 132V133H162ZM169 132V131H168ZM167 132V133H168ZM172 132V131H171ZM173 132V133H174ZM177 132V131H176ZM254 132V131H253ZM5 133H4V136H5ZM11 132H7V134H9V135H11L10 134ZM17 133V132H16ZM16 133L14 132V134L16 135ZM39 133V132H38ZM41 133V134H42ZM61 133V134H62ZM71 133H73L72 135H71ZM80 133H82V134H80ZM90 133V132H89ZM116 133V132H115ZM125 133V132H124ZM127 133V132H126ZM145 133V132H144ZM143 133V134H144ZM155 133V132H154ZM159 133H157V134H159ZM164 133H166V132H164ZM179 133V132H178ZM191 133V132H190ZM189 133V135H191ZM22 134H24V132H22ZM57 134V135H56ZM60 134V135H61ZM65 134V133H64ZM64 134H62L61 135V137L63 136L64 137ZM93 134H95L94 132H93ZM148 134V133H147ZM210 134V133H209ZM222 134V133H221ZM224 134H226V133H224ZM2 135V134H1ZM14 135V136H15ZM19 135V134H18ZM30 135V134H29ZM35 135H37V134H35ZM34 135V136H35ZM51 135V134H50ZM60 135H59V138L63 141V139L60 137ZM67 135V134H66ZM97 135V134H96ZM149 135V134H148ZM147 135V136H148ZM152 135V134H151ZM154 135V134H153ZM163 135V134H162ZM167 135V134H166ZM170 134H168V136H169ZM176 135H177V133H176ZM176 135H174V136H176ZM179 135V134H178ZM186 135V134H185ZM188 135V136H189ZM198 136H200L199 134H197ZM22 136V135H21ZM25 136V135H24ZM42 136V135H41ZM38 137V138H42L43 136H44V134H43V136L42 137ZM46 136V135H45ZM52 136V138L53 139H55L54 137ZM101 136H103V133H101ZM115 136V135H114ZM117 136H119V135H117ZM116 136V137H117ZM135 136V135H134ZM206 136V135H205ZM209 136V135H208ZM226 136V135H225ZM30 137V136H29ZM33 137V136H32ZM49 137H51V136H49ZM66 136H65V138H64V141H65V143H64V146H65V144H67L66 143V138H67ZM69 137V138H70ZM76 138V139H79V138ZM104 137V136H103ZM136 137V136H135ZM153 137H155V136H153ZM164 137V136H163ZM185 137V136H184ZM191 137V136H190ZM193 137V136H192ZM201 137V136H200ZM211 137V136H210ZM217 137V136H216ZM228 137H229V135H228ZM255 137V136H254ZM0 138H4V137H2V136H0ZM51 138V139H52ZM68 138V141L69 140H72L73 141V139H72V137L69 139ZM81 138H84L83 136L81 137ZM100 138V137H99ZM113 138V137H112ZM199 138V137H198ZM218 138V137H217ZM226 138V137H225ZM8 139V138H7ZM27 139H28V137H27ZM36 139V138H35ZM43 139V138H42ZM47 139V138H46ZM114 139V138H113ZM117 139V138H116ZM149 139H150V136H149ZM161 139V138H160ZM173 139V138H172ZM188 139V138H187ZM190 139V138H189ZM228 139V138H227ZM4 140V139H3ZM14 141L16 140V139H13ZM12 140V141H13ZM21 142L22 141H24L23 139H19ZM29 140V139H28ZM44 140V139H43ZM48 140L49 139H47V140H45V141H47L48 142ZM56 140H57V138H56ZM103 140V139H102ZM115 140V139H114ZM147 140H148V138H147ZM146 140V141H147ZM151 140V139H150ZM191 140V139H190ZM198 140V139H197ZM201 140V139H200ZM218 140V139H217ZM19 141V142H20ZM27 141V140H26ZM32 141H34L33 139H32ZM39 141H42V140H39ZM67 141V142H68ZM71 141V143H74V142H72ZM74 141H76V140H74ZM192 141V140H191ZM206 141V140H205ZM228 141H229V139H228ZM249 141V140H248ZM247 141V142H248ZM2 142V141H1ZM20 142V143H21ZM25 142V141H24ZM24 142H22L18 147H21V145L22 144H24ZM43 142V141H42ZM101 142L103 143V141H100V143L99 144H101ZM110 142H112V141H110ZM150 142V141H149ZM217 142V141H216ZM14 143V142H13ZM28 143V142H27ZM41 143V142H40ZM55 143H57V142H55ZM70 143V145H72ZM126 143V142H125ZM152 143V142H151ZM150 143V144H151ZM164 143V142H163ZM189 143V142H188ZM206 143V142H205ZM215 143V142H214ZM227 143V142H226ZM230 143V142H229ZM1 144V143H0ZM17 144H19V143H17ZM53 144H54V142H53ZM99 144H98V146H99ZM105 144H107V143H105ZM109 144H111V143H108L107 145H109ZM161 144V143H160ZM195 145H196V143H194ZM210 144V143H209ZM14 145V144H13ZM61 145V144H60ZM62 145H63V143H62ZM74 145V144H73ZM102 145V144H101ZM104 145V144H103ZM122 145V144H121ZM166 145V144H165ZM190 145H192V144H190ZM227 145V144H226ZM233 145V144H232ZM252 145V144H251ZM14 146H16V145H14ZM16 146V147H17ZM105 146V147H104ZM104 146H102V147H104V148H106V145H104ZM113 146V145H112ZM119 146V145H118ZM117 146V147H118ZM125 146V145H124ZM1 147V149H2V146H0ZM58 147V145L56 146V148ZM73 147V146H72ZM116 147V146H115ZM115 147H114V150H115ZM162 147V146H161ZM185 147H187L188 148V146H185ZM191 147V146H190ZM214 147H215V145H214ZM213 147V148H214ZM235 147V146H234ZM59 148V147H58ZM120 150H121V148H123V147H118ZM117 148V149H118ZM146 148V147H145ZM239 148V147H238ZM0 149V150H1ZM12 149V148H11ZM15 149V148H14ZM18 149V148H17ZM108 149L109 148H106V150L104 149V151H100V148H99V154L101 155V156H105V154H107L106 153V151L108 152ZM111 149H112V147H111ZM111 149H109V150H111ZM118 149V150H119ZM124 149V148H123ZM174 149V148H173ZM198 149V148H197ZM216 149V148H215ZM5 150V149H4ZM9 150V149H8ZM21 150H22V147H21ZM91 150V149H90ZM93 150H95V149H93ZM98 149L96 148V150H95V152L97 151ZM117 151V150H115L116 152H121V151ZM176 150V149H175ZM188 150V149H187ZM235 150V149H234ZM245 150V149H244ZM247 150V149H246ZM251 150V149H250ZM2 151H3V149H2ZM64 151V150H63ZM138 151V150H137ZM150 151V150H149ZM22 152V151H21ZM95 152H92L91 151V153L94 155V153ZM101 152H105V154L104 153H102L101 154ZM168 152V151H167ZM29 153V152H28ZM63 153V152H62ZM65 153V152H64ZM86 153V152H85ZM88 153V152H87ZM89 154V155H91L90 157H94V156H92V154ZM112 152L110 151V154H111ZM113 153H115L114 151H113ZM132 153V152H131ZM150 153V152H149ZM148 153V154H149ZM87 154V155H88ZM98 154V153H97ZM98 154V155H99ZM118 154V153H117ZM121 154V153H120ZM163 154V153H162ZM176 154V153H175ZM226 154V153H225ZM237 154V153H236ZM0 155H2V154H0ZM21 155V154H20ZM69 155V157L71 158V154H68ZM68 155H66V157L68 156ZM89 155L87 156V157H89ZM96 156L95 158H99V157H101V156ZM109 155V154H108ZM107 155V156H108ZM119 155V154H118ZM134 155V154H133ZM133 155H130V157L131 156H133ZM81 156H83V157H85L86 156V154H85V156L82 154ZM103 156V157H104ZM111 157H112V155H110ZM122 156V155H121ZM15 157V156H14ZM73 157H74V155H73ZM76 157V156H75ZM79 157V156H78ZM89 157V158H90ZM110 157V158H111ZM119 157H120V155H119ZM119 157H117V158H119ZM68 159V158H66V159H68V161L67 160H64L65 162L67 161V164H68V167H72L75 163H74V161L76 160H73V161H71L72 159ZM88 158V159H89ZM102 158V157H101ZM115 158V157H114ZM116 158V159H117ZM132 158V157H131ZM145 158V157H144ZM222 158V157H221ZM100 159V158H99ZM98 159V160H99ZM112 159V158H111ZM148 159V158H147ZM162 159V158H161ZM178 159H181V158H178ZM201 159H203V158H201ZM78 160V161H77ZM76 161L77 162H79V158L77 159ZM82 160H84V159H82V157H81V161ZM102 160H103V158L102 159H100V163L102 162ZM145 160V159H144ZM69 161H71V163L70 164H72V166L68 163ZM75 161V162H76ZM86 159H85V161H82V162H85L86 163ZM90 161H92L91 160V158H90ZM104 161V160H103ZM74 164H73V163ZM94 162H97V160L95 159L94 160ZM153 162V161H152ZM85 163H82V165L81 166H83V171L82 172H84L86 169H84V165L83 164H85ZM88 163H90V162H87V164ZM92 163V162H91ZM105 163V162H104ZM104 163H103V165H104ZM151 163V162H150ZM156 163V162H155ZM223 163V162H222ZM78 164H81V163H78ZM96 164L97 163H95V168H94V166H92L93 168H94V171L96 172V171H98V169H96ZM158 164V163H157ZM160 164V163H159ZM70 165V166H69ZM76 165H77V163H76ZM73 166V167H78L79 165H77V166ZM91 165H93V164H90V166ZM155 165V164H154ZM64 166V165H63ZM65 166H66V164H65ZM86 166V165H85ZM87 166H89V165H87ZM86 166V167H87ZM165 166V165H164ZM62 167V166H61ZM85 167V168H86ZM100 167H101V165H100ZM160 167V166H159ZM67 170H69L67 167H65ZM64 168V169H65ZM90 168L91 167H88L87 169H89L88 171L86 170V172L84 173V174H86V175H81L82 176V179H83V176H84V178L86 177L87 178V176L88 177H90L89 175H90V173L92 172V174L94 173L93 172V169H92V171L90 170ZM99 168V167H98ZM102 168H103V166H102ZM115 168V167H114ZM162 168V167H161ZM71 170H73L72 168H70ZM79 169H81V167L79 168ZM96 169V170H95ZM110 169V168H109ZM62 170H63V168H62ZM101 170V169H100ZM104 170H105V172H104ZM70 171V170H69ZM74 171H75V169H74ZM81 171H78V173H80ZM90 171V173H89V175H87V173ZM122 171V170H121ZM60 172V171H59ZM62 172H64V171H62ZM66 172H68V171H66ZM65 172V173H66ZM99 172V171H98ZM98 172H96L95 174H97ZM117 172V171H116ZM163 172H164V170H163ZM162 172V173H163ZM63 174V175H61V176H63L64 177V175H66V177L68 176L69 178H72V175H71V173H66V174ZM106 173V166H105V169H103V174H105ZM249 173V172H248ZM61 174V173H60ZM68 174V175H67ZM75 174V173H74ZM101 176L103 175L102 173H99ZM155 174V173H154ZM181 174V173H180ZM253 174V173H252ZM251 174V175H252ZM5 175V174H4ZM80 175H78V177L80 176ZM105 175H107V173L105 174ZM117 175V174H116ZM162 175V174H161ZM76 176H77V171H76ZM76 176H75V179H77V181L79 182V179L81 178V176L78 178H76ZM93 176H95L94 174H93ZM97 176H98V174H97ZM96 176V177H97ZM115 176V175H114ZM120 176V175H119ZM168 176V175H167ZM47 177V176H46ZM63 177H61V179L63 178ZM66 177H65V179H66ZM144 177H145V175H144ZM86 178H85V180H86ZM168 178V177H167ZM231 178V177H230ZM64 179V178H63ZM75 179H74V181H75ZM81 179V180H82ZM91 179V178H90ZM99 178L97 177V179L95 178V182H97V180H98ZM135 179V178H134ZM186 179V178H185ZM67 180H68V178H67ZM66 180V181H67ZM100 180H102V177H100V179L98 180V181H100ZM116 180V179H115ZM187 180H188V178H187ZM191 180V179H190ZM83 181V180H82ZM94 181V180H93ZM141 181V180H140ZM168 181V180H167ZM166 181V182H167ZM64 182V181H63ZM78 182H77V184H78ZM81 182V181H80ZM165 182V183H166ZM68 184H69V182H67ZM99 183V185H94L93 183H92V186H89L90 188H92L93 186L95 187L96 186V188L98 187V189H100V187H101V189L103 188L102 187V185H100V183L102 184V182H98ZM112 183V182H111ZM164 183V184H165ZM170 183H172V182H170ZM247 183V182H246ZM77 184H76V187H77ZM115 184V183H114ZM196 184V183H195ZM58 185V184H57ZM74 185V184H73ZM166 185L167 184H165L164 186L166 187ZM169 185V184H168ZM75 186V185H74ZM100 186V187H99ZM154 186V185H153ZM162 186V185H161ZM193 186V185H192ZM244 186V185H243ZM68 187H69V185H68ZM72 187V186H71ZM87 188V187H86ZM86 188H84V192L83 193H85V194H87V192H85V189ZM90 188H88V191H89V189ZM96 188H93V192L91 191V193L90 192H88V194L90 193V196L92 195V194H95L94 192V190H96ZM167 188H169V187H167ZM166 188V189H167ZM260 188V187H259ZM100 189V190H101ZM120 189H122V188H120ZM182 189V188H181ZM186 189V188H185ZM189 189V188H188ZM230 189V188H229ZM234 189V188H233ZM239 188H237V189H235V190H238ZM83 190V189H82ZM87 191V190H86ZM121 191V190H120ZM231 191V190H230ZM96 192H98V190H96ZM102 192H103V189H102ZM164 192V191H163ZM166 192V191H165ZM167 192H168V190H167ZM166 192V193H167ZM236 192H238V191H236ZM138 193V192H137ZM202 193V192H201ZM218 193V192H217ZM246 193V192H245ZM88 194H87V200L86 199H84V200H86V201H88ZM98 195L100 194V193H97ZM129 194V193H128ZM205 194V193H204ZM165 195V194H164ZM221 195V194H220ZM73 196V195H72ZM93 196V195H92ZM69 197H71V195L69 196L68 195V197L67 198H69ZM161 197V196H160ZM164 197V196H163ZM219 197H221V196H219ZM241 197V196H240ZM85 198V197H84ZM188 198V197H187ZM97 199H99V198H97ZM108 199V198H107ZM218 199V198H217ZM241 199V198H240ZM68 200H71V198L70 199H68ZM74 200V199H73ZM90 201L89 202H91V197H90V199H89ZM109 201L111 200L110 199V197H109V199H108ZM107 200V201H108ZM159 200H160V198H159ZM158 200V201H159ZM186 200H188V199H186ZM202 200V199H201ZM205 200V199H204ZM75 201V200H74ZM113 201V202H112ZM117 201V200H116ZM122 201V200H121ZM219 201V200H218ZM221 201V200H220ZM223 201V200H222ZM239 201V200H238ZM69 202H71V201H69ZM111 202H112V204L113 203H115V201L114 200H111ZM160 202V201H159ZM186 202V201H185ZM241 202V201H240ZM243 202H244V200H243ZM263 202V201H262ZM71 203H73L74 204V202L72 201ZM93 203V202H92ZM103 203V202H102ZM117 203V202H116ZM115 203V204H116ZM136 203V202H135ZM236 203V205L238 206V204H237V202H235ZM76 204V203H75ZM126 204V203H125ZM215 204V203H214ZM219 204H221V203H219ZM244 204V203H243ZM95 204H93V206H94ZM108 205V204H107ZM121 205V204H120ZM120 205H119V207H120ZM185 205V204H184ZM126 206V205H125ZM124 206V207H125ZM140 206H141V204H140ZM220 206V205H219ZM254 206H255V204H254ZM254 206H252V207H254ZM259 206V205H258ZM38 207V206H37ZM132 207V206H131ZM199 207V206H198ZM234 207V206H233ZM104 208V207H103ZM190 208V207H189ZM256 208V207H255ZM149 209V208H148ZM153 209V208H152ZM217 209V208H216ZM258 209V207L256 208V210ZM28 210V209H27ZM56 211H57V208L55 209ZM98 210V209H97ZM116 210V209H115ZM118 210V209H117ZM122 211L123 210V204H122V207H120V209L118 210V211ZM131 210V209H130ZM233 210H235V209H233ZM59 211V210H58ZM58 211L56 212L57 214H58V216L60 215L59 213H61V218H63L62 217V212H63V210H61L59 213H58ZM71 211V210H70ZM127 211V210H126ZM217 211H219V210H217ZM65 212V211H64ZM64 212H63V214H64ZM66 212H68V211H66ZM139 212V211H138ZM232 212V211H231ZM252 212H254V210L252 211ZM54 213H55V211H54ZM165 213V212H164ZM187 213V212H186ZM228 213V212H227ZM226 213V215H228L229 216V214L230 213H228L227 214ZM239 213V212H238ZM250 213V212H249ZM166 214V213H165ZM189 214V213H188ZM201 214V213H200ZM235 214V213H234ZM234 214H233V216H234ZM246 214V213H245ZM251 214V213H250ZM65 215H66V213H65ZM65 215H63V216H65ZM191 215V214H190ZM222 215V214H221ZM237 216H239L238 214H236ZM235 215V217H237ZM59 216V217H60ZM67 216V215H66ZM163 216V215H162ZM174 216V215H173ZM186 216V215H185ZM211 216V215H210ZM219 216H220V214H219ZM231 216H232V214H231ZM232 216V217H233ZM251 216V215H250ZM115 217V216H114ZM198 217V216H197ZM204 217V216H203ZM209 217V216H208ZM222 217V216H221ZM37 218V217H36ZM39 218V217H38ZM60 218V219H61ZM181 218V217H180ZM191 218V217H190ZM207 218V217H206ZM89 219V218H88ZM30 219H28L27 221H29ZM34 220H36V219H34ZM62 220V219H61ZM60 220V221H61ZM64 220V219H63ZM193 220V219H192ZM218 220V219H217ZM27 221H25L26 223H28L29 224V222H27ZM38 221V219L36 220V221H34V222H37ZM40 221V220H39ZM37 222V223H35V224H33V223H30V225L31 224H33V226H31V228H29L30 230L32 229V227H34V225H37V226H41V224H40V222H42L43 220H41L40 222ZM191 221V220H190ZM221 221V220H220ZM240 221V220H239ZM166 222V221H165ZM169 222V221H168ZM188 222H189V220H188ZM61 223V222H60ZM88 223H90V222H88ZM40 224V225H39ZM92 224V223H91ZM223 224H224V222H223ZM29 225V226H30ZM48 225V224H47ZM181 225V224H180ZM225 225V224H224ZM37 226H35V227H37ZM43 226V225H42ZM41 226V227H42ZM45 226H46V224H44V228H45ZM49 226V225H48ZM88 226V225H87ZM127 226V225H126ZM164 226V225H163ZM249 226V225H248ZM251 226H252V224H251ZM253 226H254V223H253ZM260 226V225H259ZM33 228V230L34 229H38L39 227H37V228ZM150 227V226H149ZM245 227H247V226H245ZM140 228V227H139ZM174 228V227H173ZM179 228H180V226H179ZM259 228V227H258ZM16 229V228H15ZM28 229V230H29ZM43 229V228H42ZM49 229V228H48ZM58 229V228H57ZM163 229V228H162ZM176 229V228H175ZM182 229V228H181ZM36 230H34V231H36ZM49 230H51V228L49 229ZM49 230H47V231H49ZM123 230V229H122ZM173 230V229H172ZM246 230V229H245ZM253 230V229H252ZM256 230V229H255ZM38 231H39V229H38ZM43 231V230H42ZM46 231V232H47ZM78 231V230H77ZM87 231V230H86ZM182 231V230H181ZM260 231V230H259ZM146 232V231H145ZM178 232V231H177ZM176 232V233H177ZM190 232V231H189ZM196 232V231H195ZM152 233V232H151ZM150 233V234H151ZM173 233H174V231H173ZM180 233V232H179ZM214 233V232H213ZM215 233H217V231L215 232ZM214 233V234H215ZM70 234V233H69ZM147 234V233H146ZM199 234V233H198ZM102 235V234H101ZM190 235V234H189ZM240 235V234H239ZM151 237H152V234L150 235ZM184 236V235H183ZM214 236V235H213ZM171 237H173L174 238V236L172 235ZM201 237V236H200ZM196 238V237H195ZM72 239V238H71ZM77 239V238H76ZM80 239V238H79ZM129 240H128V242L129 241H131L130 240V237L128 238ZM96 240V239H95ZM133 240H134V238H133ZM177 240H178V237H177ZM79 241V240H78ZM88 241V240H87ZM91 241L92 240H90V242H89V244L91 243ZM151 241V240H150ZM149 241V242H150ZM171 241V240H170ZM176 241V240H175ZM118 242H120V241H118ZM118 242H117V245H118ZM173 242V241H172ZM177 242V241H176ZM174 243V242H173ZM172 243V244H173ZM85 244V243H84ZM88 244V246H92L93 245V243H92V245H89ZM96 244V243H95ZM126 244H127V242H126ZM125 244V245H126ZM129 244H132L131 242H129ZM152 244V243H151ZM98 245V244H97ZM124 245V246H125ZM128 245V244H127ZM126 245V246H127ZM136 245V244H135ZM87 246V245H86ZM121 246H123V245H121ZM132 246V245H131ZM113 247V246H112ZM111 247V248H112ZM114 247H116V244L114 245ZM129 247V246H128ZM110 248V249H111ZM124 248V247H123ZM131 248H133V246L131 247ZM134 248H135V246H134ZM118 249V248H117ZM122 249V248H121ZM125 249V248H124ZM129 249H130V247H129ZM136 249H138V247L136 248ZM215 249V248H214ZM76 250V249H75ZM115 250V249H114ZM159 250V249H158ZM94 251V250H93ZM110 252L112 251V250H109ZM117 251V250H116ZM119 251V250H118ZM125 251H126V249H125ZM127 251L129 252V250L127 249ZM127 251H126V253H127ZM135 251V250H134ZM149 251V250H148ZM83 252V251H82ZM110 252H108V253H110ZM113 252V251H112ZM111 252V253H112ZM120 252V251H119ZM119 252L118 253H116V254H113V256L114 255H116L114 258H116L117 259V254H119ZM122 252H123V250H122ZM136 252V251H135ZM220 252V251H219ZM124 255V252L123 253H121L120 252V254L118 255L119 257V261H120V257L122 256V255ZM133 254V253H132ZM220 255V254H219ZM218 255V256H219ZM109 256H110V254H109ZM114 258H112V259H114ZM215 258H217V256L215 257ZM222 259V258H221ZM118 260V259H117ZM111 261V260H110ZM113 261V260H112ZM203 261V260H202ZM216 261V260H215ZM215 261H214V263H215ZM107 262V261H106ZM211 262V261H210ZM112 263V262H111ZM116 263V262H115ZM205 263V262H204ZM108 264V263H107ZM114 264V263H113Z\"/></svg>",
  "mask_w": 264,
  "mask_h": 264
}]
</instances>
